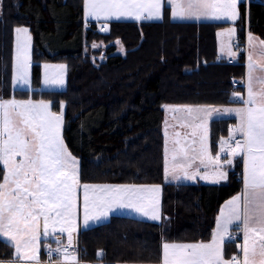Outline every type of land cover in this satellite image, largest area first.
<instances>
[{
    "label": "trees",
    "instance_id": "obj_1",
    "mask_svg": "<svg viewBox=\"0 0 264 264\" xmlns=\"http://www.w3.org/2000/svg\"><path fill=\"white\" fill-rule=\"evenodd\" d=\"M82 5L83 0H3L0 86L4 94L12 93V36L19 25L27 24L34 38L35 85L40 61H76L69 63L64 90L15 89L13 94L20 99H49L57 111L64 102L65 139L79 158L82 182L162 187L160 223L113 216L107 223L80 230L77 251L81 259L107 264L155 262L167 240L206 239L218 206L241 189V180L235 178L239 167L221 184L163 181L164 106L232 104V93L243 90L232 81L243 77L244 64L214 62L215 33L222 23L173 22L166 11L160 21H108L101 24L107 31H96V23L83 22ZM248 10L249 29L264 39V4L251 2ZM240 11L244 15L245 4ZM236 37L234 48L243 61V22L236 26ZM97 41L107 43L108 48L103 53H86L85 43ZM117 43L121 50L116 51ZM85 55H93L98 63L82 58ZM232 123L212 121L214 150ZM12 254V246L0 238V258Z\"/></svg>",
    "mask_w": 264,
    "mask_h": 264
},
{
    "label": "snow or ice",
    "instance_id": "obj_2",
    "mask_svg": "<svg viewBox=\"0 0 264 264\" xmlns=\"http://www.w3.org/2000/svg\"><path fill=\"white\" fill-rule=\"evenodd\" d=\"M167 6L173 19L235 21L239 16L238 0H167ZM164 8L165 0H84L85 16L97 20L162 18ZM235 31L229 28L226 33L232 36ZM14 32L13 81L28 85L32 38L27 27H16ZM229 55L235 58L237 53L229 48ZM43 67L45 85H64L66 65ZM246 67V96L233 92L230 101L241 106H164L173 119L180 121L181 128L190 129L184 134L174 131L170 137L168 121L164 122L166 178L170 175L175 180L226 181L224 166L232 165L236 157H242L243 171L241 190L220 208L211 239L163 243L162 264H264V40L251 32ZM64 107L62 101L57 113L51 110V101L0 98V237L15 249V259L7 264H41V238L49 237L57 245H44L49 264H80L73 248V234L79 228L81 207L85 226L118 209L152 221L161 220L160 185L81 184L79 161L62 137ZM231 114H235L237 123L229 128L228 138H220L219 152L213 156L209 121L217 115ZM221 153L229 158L222 161ZM240 234L242 243L237 247L242 255L226 259L225 243ZM65 235L67 243L61 239Z\"/></svg>",
    "mask_w": 264,
    "mask_h": 264
},
{
    "label": "crops",
    "instance_id": "obj_3",
    "mask_svg": "<svg viewBox=\"0 0 264 264\" xmlns=\"http://www.w3.org/2000/svg\"><path fill=\"white\" fill-rule=\"evenodd\" d=\"M251 2H257V3L264 4V0H238L239 16H238V18L235 21H232V20L227 19V18H220V19L202 18L200 20H195V19H173L171 17V15H170L171 9H170L169 6H167V0H165V8L163 10L162 18L143 19V20L137 21V20H135L134 18H131V17H120V18L111 17V18H109L107 20H105L103 17H101L99 20H97V19H95L93 17H86L85 16V13H84V0H83V5H82V19H83V22L84 23H98V24H102L103 22H108V21H137V22H141V21L142 22L143 21L148 22L149 21V22H155V21L163 20L164 17H165V12L167 11L168 18L171 21H173V22H185V23H206V22H214V23H222L223 26H221L219 29H217L216 30V33H215V38H216V51H217V54H216L215 58L216 57H221L223 59L224 58H233V57H231L229 55V48H231V50L233 52H236L237 53V51L234 48V42L236 41V38H237L236 37V31H235V34L234 35L229 36L226 33V30L229 29V28H235V30H236L237 24L243 22L244 23V34H245L244 60H243V64H244V68H245V73H244L243 77L240 78V79H243V81L245 83V81H246V72H247L246 64H247L248 34H249V32H251L255 37L258 38V40H264L263 38L260 37L259 34L254 33V32H252L249 29V19H248L249 18V10H248V5ZM241 4H245V13H244V15H242V13L240 11V5ZM2 16H3V0H0V19L2 18ZM16 27H28L29 28V26L26 25V24L19 25V26H16ZM30 32H31V30H30ZM15 37H16V34L13 31L12 46H11V54H12V57H11V61H10L11 62V65H12L13 56H14ZM34 49H35V46L33 44V48H32V60L33 61H34ZM0 54H1V44H0ZM235 58H238V53H237V56ZM52 62H54V61H52ZM33 65H34V63H33ZM11 78H12V75H11ZM9 86H10V84H9ZM242 89L243 90H242V93L241 94L244 95V96H246V86L244 85L242 87ZM11 95H12V93L11 94L9 93L8 95L7 94H4L3 91H2V88L0 86V98L10 99L11 98ZM187 105L196 106V105H208V104H187ZM212 106H215V105H212ZM238 106H241V105L238 104V103H232V104L219 105V106L217 105L215 107H238ZM176 115L179 116L180 114H176ZM225 119L226 120H233V123L229 126V128L230 127H233L237 123V119L235 117V114H231V115H217L214 119H212V120L209 121V125H208L209 145H210V150H211V153H212L213 156H215L216 153L219 152V141H218V143L216 145V148L214 150L213 147H212V145H211V127L210 126H211L212 121H214V120H225ZM165 120H167L168 121V124H169V135H170V137L172 136V133L174 131L181 132L182 134L190 131V129L181 128L179 126L180 121L178 119H173V114L171 112H168V111L165 110L163 124H162V132H163V181L165 183H170V184H194V185L195 184H221V183L227 182L229 180V175L231 174L232 171L237 170L236 169L237 167L240 168L239 169L240 172H241L240 174H242V171H243V160H242V157H236L233 160L232 165H225L224 166L225 169H223V170L228 173V179L226 181H221L219 183H214L212 181H206V180H202V179H199V178H197L196 180H186V179H183V178H181L179 180H175V179H172V177L170 175L166 178L165 172H164V148H165V136H164L165 123L164 122H165ZM172 125H176V127L175 128H172ZM228 135H229V131H228ZM237 138L239 139V136H237ZM169 147L171 148V143H169ZM228 158L229 157H227V155L225 153H221V160L222 161H224V160H226ZM78 160H79V158H78ZM79 169H80V163H79ZM209 171H211V166L209 167ZM80 182H81V184L88 183V184L160 185V184H142V183H121V182H119V183H117V182L89 183V182H82L81 179H80ZM160 187H161V185H160ZM241 187H242V180H241ZM80 192L82 194V189H81ZM162 196L163 195H162V187H161V193H160V213H161V220H159V221L149 220L148 218L143 217V216H139V215H137V214H135L133 212H130L127 209H118L115 212L111 213L109 215V217H107L105 219H102V220H100L98 222H90L87 226H85L83 224V219L81 217V221L79 223V228H78L77 234L79 233L80 230L88 229V228L93 227V226H97V225H100V224H103V223H107V222H109L111 220V218L113 216L128 217V218H132V219H136V220H141V221H146V222H151V223H160L162 221V219H163V213H162ZM230 198H231V196L229 198H227L226 200H224L218 206V208L216 210V213H215V216L213 218L212 226L210 228V234H209V236L206 239L197 240V241L196 240L195 241H175V240H167L165 242H168V243H172V242H176V243H190V242H199V241H205V242L209 241L211 239V234H212L213 230L215 229L216 217L219 214L220 208L223 206V204L225 203V201H227ZM233 229H235V228H233ZM241 236H242V234H241ZM0 238L2 240L6 241L8 244H10L3 237H0ZM61 239L64 241V243H66L65 242L66 241V237L65 236L61 237ZM76 242L78 244V235H77V241H75V243L73 244V248L77 250ZM165 242H163V243H165ZM240 243H242V238H241V241H232V242H226L225 243V245H224V252H225V258L226 259L227 258H230L232 255H242V253L240 252V249L237 247V244H240ZM45 244H50L52 248L57 247V245L55 243V240L52 237L51 238H48L47 240H44V242H43V240H41L40 253H39V259L41 261V264H49V257H48V254H47V249L44 247ZM13 250H14V247L12 249V253H13L12 254V257H9V258H0V264H7V262L13 261L15 259V254H14V251ZM162 254H163V248L161 246L159 258L155 262H150V263L118 262V263H114V264H162ZM77 256H78V259L80 261V264H102V263L107 264V263H105L103 261H86V260L81 259V257L79 256V254ZM98 257H101V256H98ZM53 260H56V259H53Z\"/></svg>",
    "mask_w": 264,
    "mask_h": 264
},
{
    "label": "rangeland",
    "instance_id": "obj_4",
    "mask_svg": "<svg viewBox=\"0 0 264 264\" xmlns=\"http://www.w3.org/2000/svg\"><path fill=\"white\" fill-rule=\"evenodd\" d=\"M20 18L21 19H25V18H23V16H21L20 15ZM83 20V19H82ZM97 25V27L95 28V30L96 31H101L104 27L101 25V24H98V23H96ZM27 25V24H26ZM28 28V27H27ZM29 29V28H28ZM29 34L31 35V68H30V84H28V85H24V84H22V83H14V81H13V63H14V56H15V48H14V56H13V61H12V65H11V75H12V78H11V83H10V88H11V91H12V95H11V98H15V99H17V100H27V98L26 99H20V98H17V97H15V95L13 94V92H14V90L15 89H21V90H28V91H30L31 93H32V91H38V92H41V91H49V90H64L66 87H67V78H68V74H67V72H68V70H69V63L71 64H74L76 61L75 60H69V59H59V60H55L54 62H52V61H40V77H39V80H38V84L37 85H35L34 83H33V78H32V71H33V63H34V61L32 60V48H33V44H34V46H35V43H34V38H33V35H32V33L30 32V29H29ZM15 44H16V37H15ZM93 44L94 43H91L90 45H88L87 43H85V52L87 53H91V50H99L100 52H104V50H106L107 48H108V45H107V43H104L103 41H97L96 42V44L95 45H97V47H93ZM121 49V45L119 44V43H117V49H116V51L117 50H120ZM92 54V53H91ZM101 56H103L102 54H97V57H98V59H100L101 60ZM11 57H12V54H11ZM82 58H84V59H88V60H92V62L94 61V59H95V57L93 56V55H85V56H83ZM90 58V59H89ZM219 58H221V57H219ZM97 59V58H96ZM214 60H215V58H214ZM220 60H224V61H226L225 60V58L223 59H220ZM10 61H11V58H10ZM96 62V64L98 63V61H94V63ZM93 63V64H94ZM45 64H50V65H59V64H63V65H66V69H65V83H64V85L63 86H56V85H45L44 84V82H43V74H44V65ZM76 64V63H75ZM241 64H243V61H242V63ZM241 81H243V79H241ZM28 99H32V98H28ZM32 100H35V99H32ZM46 101H51V100H49V99H47ZM215 106H217V105H215ZM219 106V105H218ZM65 109V107L63 108V113H64V110ZM51 110L53 111V112H60L61 111V108H60V104H59V109H58V111L57 110H54L53 109V105H52V101H51ZM65 118V117H64ZM226 120V119H225ZM65 119H63V127H62V137H63V139H64V141H65V144L67 145V143H66V139H65V134H64V131H65ZM229 136V135H228ZM228 136H226V137H224V138H227ZM67 147H68V149H69V151L72 153V155H74L77 159H78V156L76 155V154H74V152L71 150V148L67 145ZM79 161V160H78ZM1 167H2V165H1ZM224 169H225V167H224ZM236 172H239V173H241L240 171H236ZM241 177H242V174H241ZM81 191V190H80ZM79 195H80V200H81V205H82V194H81V192L79 193ZM81 217H82V207H81V212H80V217H79V223H80V221H81ZM77 232L76 233H74L73 234V244L75 243V241H77ZM65 237H66V235H65ZM49 238H51V237H49ZM41 240H43V242H44V239L43 238H41ZM66 243H67V237H66V241H65ZM76 246H77V242H76ZM12 249H13V247H12ZM14 251V254H15V249L13 250ZM40 253V252H39ZM79 253L77 252V255H78ZM102 264H104V263H102Z\"/></svg>",
    "mask_w": 264,
    "mask_h": 264
},
{
    "label": "built area",
    "instance_id": "obj_5",
    "mask_svg": "<svg viewBox=\"0 0 264 264\" xmlns=\"http://www.w3.org/2000/svg\"><path fill=\"white\" fill-rule=\"evenodd\" d=\"M237 45H238V43L235 41L234 42V47H236ZM220 59H222V58L216 57L214 62H216V63L220 62L221 61ZM225 60H226L225 62L228 63V64H239V63H242V61H239L238 58H225ZM232 84L234 86H241V87H243L245 85L244 81H241V79H234L232 81ZM235 178L238 181L241 180V174L239 172H235ZM232 231L235 232V229H232ZM241 238H242V236L240 234V235H238L236 237V239L234 241H241ZM52 259H57L55 254H53Z\"/></svg>",
    "mask_w": 264,
    "mask_h": 264
}]
</instances>
